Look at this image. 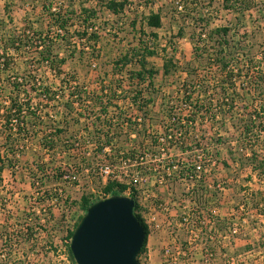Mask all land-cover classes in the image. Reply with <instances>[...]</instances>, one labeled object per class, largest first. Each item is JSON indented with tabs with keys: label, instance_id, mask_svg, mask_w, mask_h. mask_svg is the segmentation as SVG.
I'll list each match as a JSON object with an SVG mask.
<instances>
[{
	"label": "rangeland",
	"instance_id": "374dc122",
	"mask_svg": "<svg viewBox=\"0 0 264 264\" xmlns=\"http://www.w3.org/2000/svg\"><path fill=\"white\" fill-rule=\"evenodd\" d=\"M132 1L134 4L128 11L119 16L104 7V0H10L12 22H8L5 1L0 0V17L3 16L6 21L5 26L0 25V38L6 33L18 34L26 24L32 32L35 29L45 31L51 19L48 14L43 13V6H52V12L65 13L68 10L79 13L81 4L96 9L97 17L92 22L97 26L100 39L95 44V50L92 51L90 44L93 42L87 41V35L80 42L81 36L76 35V32L82 33L84 27L76 21L75 25L69 27L70 39L81 49L84 45L85 53L81 59L76 55L74 61L70 60L64 67L66 72L78 78L82 87L94 90L100 86L99 74L106 77L110 73L105 79L106 85H109L108 81L112 78H117L112 75L113 61L123 49L136 44L137 34L132 29V20L136 16L163 8V26L157 30L162 47L166 46L170 53L172 50L169 46H175L177 52H180L179 61L193 58V45L189 36L172 38L177 32L178 24L172 21L170 0H152L149 4L146 0ZM198 2L199 7L212 16L213 27L233 26L236 42L240 41L244 52L249 54L246 56L244 53L246 58L242 57L234 64L238 63L244 73L249 71V76L253 78H256L254 74L259 70L264 78L263 1L257 0V5L252 10L244 12L243 17L239 16L240 21L236 20L235 13L223 7L222 0ZM185 26L189 34L191 29L187 24ZM97 50L100 51L99 56H96ZM64 54L68 55L62 50L61 55ZM13 55L16 57L13 60L14 73L11 75L19 76L25 73L29 61L34 62L33 57H36L32 53L29 56ZM162 56L161 53L151 59L160 69V74L155 79L153 90H148L152 92L153 101L148 107L151 113L147 119L149 124H155V130L160 131L163 128L158 123L166 124L168 110L184 120L192 114L194 108L190 107L191 103L185 105L181 102L185 94L181 88L185 82L190 85L202 82L197 77H188L182 71L170 76L164 75ZM32 68H35L34 65ZM205 68L200 69L199 75L209 82L213 77L207 64ZM37 72L55 88L60 87V78H56L47 67H39ZM243 80L245 87L242 81L236 83L237 90L243 94L240 97L243 99L237 100L240 104L237 103L240 106L237 109L239 117L228 118L223 127L221 123L209 119H199L193 125L192 133L199 138H206L205 141L202 139L203 151L200 147L193 157L204 169L198 172L196 180L180 179L177 175L172 181L166 178L150 180L149 177L142 180L141 212L146 221L155 216L160 227H152L150 230V248L154 254L147 259L141 255V264H167L166 249L173 254L176 264H264V122L256 123V131L251 132L247 140L240 129L244 126V123L240 125L241 122L250 113V110L241 108L245 102L252 105L258 100L257 105L264 106V83L262 82L259 96L252 91L250 79L244 76ZM123 95L124 93L119 101H115L116 104L129 116H142L138 107L132 106L130 99H124ZM145 95L147 96L146 92ZM206 97L212 100L215 95L207 94ZM250 97L252 102L247 100ZM75 108V112L82 110L88 115L79 105H75ZM56 116L58 119L61 117ZM241 117L245 119H240ZM152 118L158 121L154 122ZM86 120L85 117H80L82 130ZM220 128L222 131H217ZM84 134L81 130L77 133L79 142H84ZM34 145L19 156L14 171H4L3 182L0 183V264H75L67 247V231L73 228L83 211L72 202L84 192H95L98 196L103 194L97 178L99 174L95 170L93 179L88 172L77 171L71 167L73 160L69 158V153L60 148L55 156L54 168L58 165L65 167L63 178L53 176L52 167L47 176L43 177L34 166L39 152L32 151V148L38 149ZM91 148L86 146L80 149L90 150L88 153L93 156ZM252 152L256 156L250 160ZM198 156H201L200 159ZM254 166L259 169L254 170ZM118 170L120 173H130L131 167ZM197 183L207 191L202 197V205H195L189 197V192Z\"/></svg>",
	"mask_w": 264,
	"mask_h": 264
},
{
	"label": "trees",
	"instance_id": "16d2710c",
	"mask_svg": "<svg viewBox=\"0 0 264 264\" xmlns=\"http://www.w3.org/2000/svg\"><path fill=\"white\" fill-rule=\"evenodd\" d=\"M4 1L8 22H12L11 2ZM198 1L170 0L169 2L173 14L172 21L178 24L177 32L172 38L189 36L193 45L191 60L179 61L180 52H177L175 46H169L172 50L170 53L167 52L166 46L162 47L157 30L163 26V8L152 10L149 14L136 16L132 20V29L137 34L136 44L126 50L123 49L113 61L112 75L117 78H112L108 81L109 85H106L105 79L110 73L107 72L106 77L99 74L100 86L94 90L82 87L78 78L66 72L64 67L70 60L73 62L76 55L81 59L80 57L85 53L83 44L81 49L70 39L69 27L75 25L76 21L84 27L82 33L76 32V35L81 36L80 42H83L82 37L87 35V41L93 42L90 44L92 51L95 50V44L100 39L97 26L92 22L97 17L96 9L81 4L79 13L76 10H68L65 13L52 12V6H43V13L48 14L51 19L45 31L35 29L32 32L26 24L18 34H2L0 38V183L3 182L4 171L6 169L14 171L19 156L31 149L33 144L38 149L32 148V151H39L38 160L34 162L37 171L45 177L52 167L53 176L63 178L65 167L58 165L54 168L57 150L63 148L73 160L71 167L76 168L77 171L88 172L93 179L95 170L99 174L97 178L103 194L98 196L95 192H84L72 202L73 205H79L83 214L91 203L101 197L124 194L134 198V212L146 231L140 251L142 254L146 250L150 235L149 226L141 212L142 180L149 177L150 180L166 178L172 181L176 175L180 179L196 180L199 177L198 172L204 169L200 166L199 170L196 162L198 160L193 157L200 150L204 137L199 138L192 133L193 125L199 119H209L221 123L223 127L228 118L235 119L236 116H240V113H237V109H240L237 100L243 99L240 98L243 94L237 90L236 83L243 82L244 76L248 77L252 91L259 96L262 82L264 83L263 75L259 70L254 74L256 78H253L249 76V71L244 73L238 63L234 64L235 61L242 57L246 58L249 54L244 52L240 41L236 42L233 26L213 27L212 16L208 11L201 9V6L199 7ZM261 1L264 6V0ZM151 2L153 1L146 0L147 4ZM256 2L257 0H222L223 7L235 13L238 21L241 20L240 17H243L244 12L252 10L257 5ZM133 4L132 0H104V7L119 16L125 14ZM5 23L4 17H0V25L5 26ZM185 24L191 29L189 34L186 32ZM62 50L68 55H61ZM14 53L24 56L36 54V57H33L34 62L33 60L27 62L28 66L22 76L11 75L14 73L13 60L16 57ZM161 53L164 75L170 76L182 71L188 77H197L203 82L183 84L181 89L185 94L181 102L185 105L191 103L190 107L194 108L192 114L184 120L168 110L166 124L158 123L162 125L163 131L155 130V124L147 122L151 113L148 107L153 101L152 92L148 90H153L155 79L160 74V69L151 62V59ZM92 54L95 55L93 52ZM99 54L100 51L97 50L96 56ZM206 64L213 77L209 82L199 75L200 69H206ZM33 65L35 68H32ZM44 66L56 78H60L59 88H55L38 74L39 67ZM144 84L146 87L143 88ZM243 86L245 87L244 82ZM123 93V98H129L131 105L138 107V111L143 113L142 116H129L116 104L115 101H119ZM207 94L215 97L209 100ZM251 99L252 97L248 98V102H252ZM257 101L252 105L245 102V105L243 104L245 108L241 107L245 111L250 110L248 118L244 122L240 120L241 126L244 123L240 128L241 134L246 140L251 132L256 131V123L264 122V106L257 105ZM262 102L264 103V100ZM75 105H79L88 115L81 112L82 110L75 112ZM56 115L61 117L58 119ZM80 117L87 119L83 130L80 128L82 125ZM152 121L158 120L152 118ZM80 130L85 133L84 142H79L76 136ZM217 131H222V128ZM77 143L84 146L80 147ZM86 146L92 147L93 156L89 155L90 150H81ZM79 150L82 151V155ZM201 150L203 151L202 147ZM252 153L250 160L256 156L255 152ZM198 157L200 159L201 156ZM157 161L158 164H155ZM106 166L111 170L107 176L102 172ZM124 167H131V172L120 173L118 169ZM258 169V166H254V170ZM205 192L207 191L197 183L189 192L190 200L195 205H202ZM83 214L79 216L73 228L67 231V247L75 264L77 262L71 252L69 241Z\"/></svg>",
	"mask_w": 264,
	"mask_h": 264
},
{
	"label": "water",
	"instance_id": "95a60500",
	"mask_svg": "<svg viewBox=\"0 0 264 264\" xmlns=\"http://www.w3.org/2000/svg\"><path fill=\"white\" fill-rule=\"evenodd\" d=\"M134 207V198L124 194L91 203L69 241L77 264H141L146 231Z\"/></svg>",
	"mask_w": 264,
	"mask_h": 264
},
{
	"label": "built area",
	"instance_id": "2783aa9c",
	"mask_svg": "<svg viewBox=\"0 0 264 264\" xmlns=\"http://www.w3.org/2000/svg\"><path fill=\"white\" fill-rule=\"evenodd\" d=\"M197 165H198V168L200 170V166H202V165L201 164H197ZM102 172L105 174V176H107L111 172V170L109 169L108 166H106L104 169H102ZM146 223L148 224L150 230L152 229V227H155V228L160 227V224L157 221V218L155 216H152L151 220L146 221ZM166 257H167V259H166L167 264H176L175 259L172 258L173 254L170 252L169 249H166Z\"/></svg>",
	"mask_w": 264,
	"mask_h": 264
},
{
	"label": "crops",
	"instance_id": "0c3cea01",
	"mask_svg": "<svg viewBox=\"0 0 264 264\" xmlns=\"http://www.w3.org/2000/svg\"><path fill=\"white\" fill-rule=\"evenodd\" d=\"M150 240H151V234L149 235V238H148L147 249L142 254H140V258H141V255H144L145 259H147L148 257L150 258L154 254V252L150 248Z\"/></svg>",
	"mask_w": 264,
	"mask_h": 264
}]
</instances>
